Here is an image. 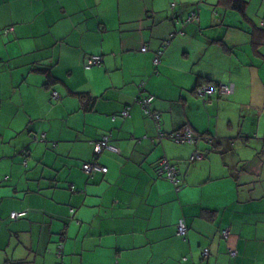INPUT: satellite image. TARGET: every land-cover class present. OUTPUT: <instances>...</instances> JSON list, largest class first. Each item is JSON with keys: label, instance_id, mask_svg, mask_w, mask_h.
Listing matches in <instances>:
<instances>
[{"label": "crops", "instance_id": "0c3cea01", "mask_svg": "<svg viewBox=\"0 0 264 264\" xmlns=\"http://www.w3.org/2000/svg\"><path fill=\"white\" fill-rule=\"evenodd\" d=\"M59 263L264 264V0H0V264Z\"/></svg>", "mask_w": 264, "mask_h": 264}, {"label": "built area", "instance_id": "2783aa9c", "mask_svg": "<svg viewBox=\"0 0 264 264\" xmlns=\"http://www.w3.org/2000/svg\"><path fill=\"white\" fill-rule=\"evenodd\" d=\"M196 18V13H193L189 18L188 21H193ZM8 31V30H7ZM6 31V32H7ZM143 50H146V47L143 48ZM163 54V51H159L158 55L156 56V58L154 59V63L157 65L160 63V55ZM103 61V58L101 57V55H92L85 64V68L86 69H90L93 66L96 65H100ZM234 87L233 86H222V90L226 93H230L233 92ZM202 93H204L205 88H203ZM208 91V90H207ZM59 94L57 92H54V97L58 98ZM154 95H148L146 97L141 98L139 101L142 104L143 109L145 110V113L150 114L158 123V115L153 114L149 109V105L152 103V101L154 100ZM128 110H125L123 112V116H127L128 115ZM187 135H191V131L188 130ZM104 150H108L114 153H118L119 152V148L111 141V137L108 135H104L102 136V139L99 142H96L95 147H94V153H95V158L101 154ZM203 157V155L201 153H196L194 156H192L193 159H197V160H201ZM96 160V159H95ZM95 160L93 159L90 162H87L83 165V169L85 172L92 174L95 172H107V168L102 167L99 163L95 162ZM161 169H160V174L163 175L165 174L167 176V178L172 181L173 183L177 184L179 182V178L177 177L176 174V169L174 167H172L166 160H163L161 162ZM26 211H22V212H12L11 213V218L12 219H16V218H20L25 216ZM188 232V226L187 223L184 219H180L177 223V234L179 236L185 237L187 235ZM223 235H228V231H223ZM62 251H63V246L59 245V255H62ZM210 250L209 248H204L203 252H202V256L204 258H207L209 256ZM231 255H235L234 252L231 253ZM62 264V263H59Z\"/></svg>", "mask_w": 264, "mask_h": 264}, {"label": "trees", "instance_id": "16d2710c", "mask_svg": "<svg viewBox=\"0 0 264 264\" xmlns=\"http://www.w3.org/2000/svg\"><path fill=\"white\" fill-rule=\"evenodd\" d=\"M237 6H239V8H242V5H239V4H237ZM183 22H185V23H188V22H192V21H188V19L186 18ZM173 37H175V34H173L172 36L170 35V37H169V40H171ZM164 48H166V45L164 46ZM160 61H161V57H160ZM86 64V63H85ZM203 88L201 87V88H197L196 89V92H197V94L198 95H202L203 94V96H205V95H208V94H210L206 89H205V91H204V93H202V91H200V90H202ZM219 89H220V87H219ZM233 92H234V89H233ZM233 92H230V93H226L225 95H230V94H233ZM155 97V96H154ZM155 99V98H154ZM153 102V101H152ZM139 103H140V101H139ZM152 104V103H151ZM151 104L149 105V107H148V109L153 113V114H155V115H158V121H159V123L150 115V114H147V113H145V110L143 109V111H144V113L148 116V117H151L155 122H157V128H158V131H159V133H160V137L161 138H164V137H168V138H171L175 143H177V144H196L198 141H199V139H200V137L199 136H197L195 133H194V131H193V129L189 126V125H185L184 127H182L181 129H179V130H177V131H174L173 133H168V134H165L163 131H162V125H161V116H160V114L158 113V112H156L155 110H153L152 108H151ZM140 105H141V107H142V104L140 103ZM143 108V107H142ZM188 130H190L191 131V135H187V133H188ZM202 138H204V139H206L207 140V142H209V143H212V142H214L213 141V139H212V137H210V136H202ZM102 139V137L100 138V139H98L97 141H95V143H93V158H95V153H94V147H95V144H96V142H99L100 140ZM112 141V140H111ZM105 151V150H104ZM108 151V150H107ZM197 153H201L202 155H203V157H202V159L201 160H203L204 158H205V154L203 153V152H197ZM195 155V154H194ZM163 160H166L172 167H174L175 169H176V174H177V177H179V174H178V171H177V168H176V166L175 165H173L170 161H169V159H167L166 157H162L159 161H158V163H157V173H158V176H161V177H163V178H166V179H168L167 178V176L165 175V174H163V175H161L160 174V169H161V167H162V165H161V162L163 161ZM192 161H196L197 159H191ZM201 160H197V161H201ZM25 162H27V161H25ZM85 163H83L82 164V170L84 171V169H83V165H84ZM85 172V171H84ZM85 173H87V172H85ZM87 174H89V173H87ZM169 180V179H168ZM175 184V183H174ZM177 185V187H180V179H179V182L176 184ZM18 212H22V211H18ZM11 215V214H10ZM27 215V211H26V214H25V216ZM24 217V216H23ZM20 218H22V217H20ZM16 219H18V218H16ZM180 237H182V236H180ZM186 237V236H185ZM59 245H62V243L61 244H59ZM63 246V245H62Z\"/></svg>", "mask_w": 264, "mask_h": 264}, {"label": "clouds", "instance_id": "9594fccd", "mask_svg": "<svg viewBox=\"0 0 264 264\" xmlns=\"http://www.w3.org/2000/svg\"><path fill=\"white\" fill-rule=\"evenodd\" d=\"M58 93V92H57ZM53 97H54V93H53ZM55 98V97H54ZM55 99H59V96H58V98H55ZM63 252V251H62ZM62 256V255H61Z\"/></svg>", "mask_w": 264, "mask_h": 264}]
</instances>
